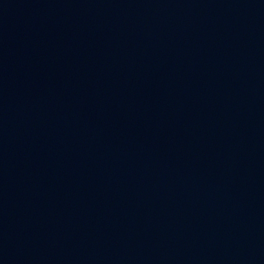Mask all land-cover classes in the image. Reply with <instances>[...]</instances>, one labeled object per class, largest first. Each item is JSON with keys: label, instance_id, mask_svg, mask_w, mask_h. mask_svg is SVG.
I'll return each mask as SVG.
<instances>
[{"label": "water", "instance_id": "1", "mask_svg": "<svg viewBox=\"0 0 264 264\" xmlns=\"http://www.w3.org/2000/svg\"><path fill=\"white\" fill-rule=\"evenodd\" d=\"M0 264H264V0H0Z\"/></svg>", "mask_w": 264, "mask_h": 264}]
</instances>
